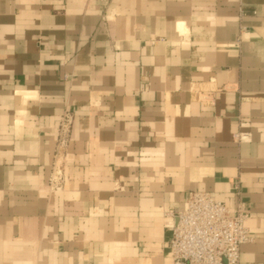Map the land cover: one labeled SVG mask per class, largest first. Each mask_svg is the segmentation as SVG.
Masks as SVG:
<instances>
[{
	"label": "crops",
	"instance_id": "1",
	"mask_svg": "<svg viewBox=\"0 0 264 264\" xmlns=\"http://www.w3.org/2000/svg\"><path fill=\"white\" fill-rule=\"evenodd\" d=\"M235 182L264 264V0H0V264H172L168 213Z\"/></svg>",
	"mask_w": 264,
	"mask_h": 264
},
{
	"label": "built area",
	"instance_id": "2",
	"mask_svg": "<svg viewBox=\"0 0 264 264\" xmlns=\"http://www.w3.org/2000/svg\"><path fill=\"white\" fill-rule=\"evenodd\" d=\"M74 120L73 108L59 117L55 138V158L65 154ZM61 168L54 162L49 184L59 187ZM236 202L230 207L207 191L187 193L182 210L169 212L173 218L167 246L172 264H239L240 247L252 240L246 219L249 211L240 196L238 182L233 185Z\"/></svg>",
	"mask_w": 264,
	"mask_h": 264
}]
</instances>
